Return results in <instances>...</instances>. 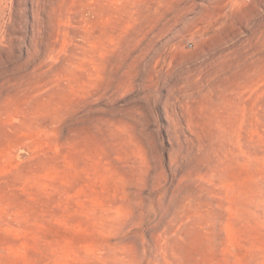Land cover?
<instances>
[{"label":"rangeland","instance_id":"1","mask_svg":"<svg viewBox=\"0 0 264 264\" xmlns=\"http://www.w3.org/2000/svg\"><path fill=\"white\" fill-rule=\"evenodd\" d=\"M0 264H264V0H0Z\"/></svg>","mask_w":264,"mask_h":264}]
</instances>
